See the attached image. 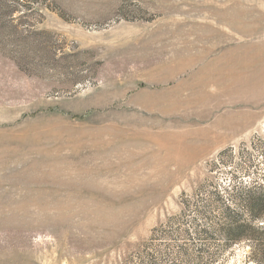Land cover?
<instances>
[{"label":"rangeland","instance_id":"rangeland-1","mask_svg":"<svg viewBox=\"0 0 264 264\" xmlns=\"http://www.w3.org/2000/svg\"><path fill=\"white\" fill-rule=\"evenodd\" d=\"M230 171L264 176V0H0V264H182Z\"/></svg>","mask_w":264,"mask_h":264},{"label":"trees","instance_id":"trees-1","mask_svg":"<svg viewBox=\"0 0 264 264\" xmlns=\"http://www.w3.org/2000/svg\"><path fill=\"white\" fill-rule=\"evenodd\" d=\"M229 173V179L208 193L202 206L184 202L175 232L182 264H220L241 243L251 246L247 263L264 264V176L238 182ZM161 233L170 234L167 230ZM148 264H154L153 259Z\"/></svg>","mask_w":264,"mask_h":264}]
</instances>
